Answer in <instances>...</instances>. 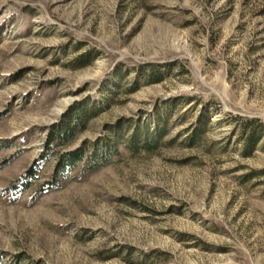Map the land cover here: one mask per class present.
Listing matches in <instances>:
<instances>
[{"label": "rangeland", "instance_id": "374dc122", "mask_svg": "<svg viewBox=\"0 0 264 264\" xmlns=\"http://www.w3.org/2000/svg\"><path fill=\"white\" fill-rule=\"evenodd\" d=\"M252 120L264 0H0V264H264Z\"/></svg>", "mask_w": 264, "mask_h": 264}, {"label": "trees", "instance_id": "16d2710c", "mask_svg": "<svg viewBox=\"0 0 264 264\" xmlns=\"http://www.w3.org/2000/svg\"><path fill=\"white\" fill-rule=\"evenodd\" d=\"M76 108H78V105L72 107L69 110V112L63 115L62 121L60 122V125H58V130L53 131L51 132V134H49V138L47 141L48 145L52 142H58V143H61V145L65 144V142H67L74 135L75 131H77L78 129L82 127L83 123H85V121H87V119H89L90 116L95 115L94 113L88 114V113L81 112L77 115V118L76 120H74L75 122L72 125V121H71L73 119L72 114ZM256 124H259L258 121L252 120V121L247 122L246 125L242 128V134L246 135V138H245V149L246 150L251 151L253 147L257 144V142L261 139V136L263 135L262 133L264 132V124H260L258 126H256ZM163 131H164L163 127L158 128L157 136L151 137L149 138V140L141 136L138 133V131L134 132V134L130 138V144L128 147L133 151H136L138 149L137 148L138 145H141L143 148L148 149L150 146L157 143L158 138L162 136ZM104 151L106 152L107 148H105ZM81 157L82 156H81L80 150H77V151H74L68 154L66 156L67 167L70 169L75 167L78 161H80ZM61 164L62 162L59 163L60 166H62ZM95 167H96L95 165L91 166L92 169H94Z\"/></svg>", "mask_w": 264, "mask_h": 264}]
</instances>
